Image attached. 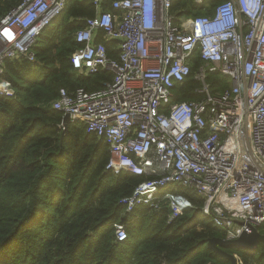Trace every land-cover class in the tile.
<instances>
[{"label": "built area", "instance_id": "1", "mask_svg": "<svg viewBox=\"0 0 264 264\" xmlns=\"http://www.w3.org/2000/svg\"><path fill=\"white\" fill-rule=\"evenodd\" d=\"M68 1L20 0L0 18V76L7 60L35 59L40 35ZM91 1L95 14L75 32L82 45L71 63L78 73L111 71L113 78L93 91L61 87L52 105L105 140L107 170L146 176L120 199L125 211L166 203L172 221L190 206L173 193L179 185L203 198L202 215L223 239L264 234V0H223L211 14L191 17L172 11L175 0H112L116 12ZM109 41L116 56L108 54ZM196 50L201 97L172 101ZM209 72L230 85L214 92ZM0 94H14L1 77ZM114 234L125 240L124 224Z\"/></svg>", "mask_w": 264, "mask_h": 264}, {"label": "trees", "instance_id": "2", "mask_svg": "<svg viewBox=\"0 0 264 264\" xmlns=\"http://www.w3.org/2000/svg\"><path fill=\"white\" fill-rule=\"evenodd\" d=\"M19 1L0 0V18ZM111 1H103L104 9L116 12ZM221 1L175 0L172 11L209 15ZM94 14L91 0H69L40 35L33 61L5 62L0 77L11 83L14 94H0V264H231L207 245L225 233L202 215L199 194L172 187L190 203L172 221L166 203L126 212L120 199L146 176L107 170V143L82 122L68 123L62 136V113L52 105L59 89L93 91L113 78L111 71L78 73L71 63L82 45L75 32ZM106 47L110 56L117 55L115 41ZM201 63L196 50L190 75L174 87L172 101L201 97L193 78ZM208 79L214 92L230 85L227 76L216 72H209ZM116 223L126 228L123 241L115 239ZM222 249L236 264H264V242L255 249Z\"/></svg>", "mask_w": 264, "mask_h": 264}, {"label": "water", "instance_id": "3", "mask_svg": "<svg viewBox=\"0 0 264 264\" xmlns=\"http://www.w3.org/2000/svg\"><path fill=\"white\" fill-rule=\"evenodd\" d=\"M68 123L69 116L68 114H65L62 116V136L68 126ZM260 242H264V234H260L256 230H253L252 232L245 233L240 238L234 240H226L219 237L210 238L207 242V245L218 254L222 255L225 258H228L231 261V264H236V260L234 259L232 254L225 252L222 247L238 246L247 249H255Z\"/></svg>", "mask_w": 264, "mask_h": 264}, {"label": "rangeland", "instance_id": "4", "mask_svg": "<svg viewBox=\"0 0 264 264\" xmlns=\"http://www.w3.org/2000/svg\"><path fill=\"white\" fill-rule=\"evenodd\" d=\"M233 256V255H232ZM234 257V256H233ZM235 259V258H234Z\"/></svg>", "mask_w": 264, "mask_h": 264}]
</instances>
